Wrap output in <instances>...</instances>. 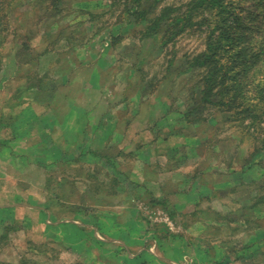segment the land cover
<instances>
[{
  "label": "rangeland",
  "instance_id": "374dc122",
  "mask_svg": "<svg viewBox=\"0 0 264 264\" xmlns=\"http://www.w3.org/2000/svg\"><path fill=\"white\" fill-rule=\"evenodd\" d=\"M125 1L0 0V107L14 106L17 99L25 105L58 104V92L83 91V104L102 114L105 127H119L113 131L119 138L116 149L88 162L86 182L71 181V186L82 181L83 189L87 183L88 194L69 192L67 199L103 206L88 208L89 218L144 220L152 238L165 245L161 264H264V152H258L264 115H259L262 104H255L264 96V56L252 70L257 75L244 78L248 97L232 110L202 104L204 76L201 59L196 61L209 44L222 46L220 59L240 48L257 52L264 45V15L258 7L249 14L251 0H197L195 6L194 0H161L174 8L169 19L180 22L143 38L146 24L129 22L124 10L130 0ZM218 2L233 4L229 10L238 23L232 17L220 28L229 13L217 18ZM179 17L191 22L183 26ZM228 32L236 39L225 40ZM241 32L246 42L240 41ZM231 42L237 44L230 48ZM52 90L56 98L48 99ZM193 104L199 106L192 110ZM141 134L144 148L136 144ZM254 153L259 154L249 161ZM95 185L106 193L95 195ZM4 233L2 264L24 256L40 264H131L118 262L124 253L67 251L60 243L34 242L12 227ZM142 261L133 264H148Z\"/></svg>",
  "mask_w": 264,
  "mask_h": 264
},
{
  "label": "crops",
  "instance_id": "0c3cea01",
  "mask_svg": "<svg viewBox=\"0 0 264 264\" xmlns=\"http://www.w3.org/2000/svg\"><path fill=\"white\" fill-rule=\"evenodd\" d=\"M72 76L75 79L80 74ZM58 93L62 94L58 98L56 90L48 95V99H58V104L31 100L30 105H25L17 99L14 106L0 107V234L12 227L34 242L60 243L67 251L83 249L85 253H96L100 249L104 253H124L117 258L118 262L124 259L133 264L146 258L161 264L165 245L152 238L144 220L136 216L128 222L119 216L89 218L88 208L103 206L66 198L69 192L72 197L75 193L88 194L87 183L83 189L82 181L75 182L76 186H71V181H87L88 162L102 158L107 149H116L119 134L114 135L113 131L120 128H113L112 123L105 127L103 118L100 120L102 114L97 116L98 111L83 104V91L77 96ZM139 138L136 144L146 147V136L141 134ZM93 193L100 196L106 191L95 185Z\"/></svg>",
  "mask_w": 264,
  "mask_h": 264
},
{
  "label": "trees",
  "instance_id": "16d2710c",
  "mask_svg": "<svg viewBox=\"0 0 264 264\" xmlns=\"http://www.w3.org/2000/svg\"><path fill=\"white\" fill-rule=\"evenodd\" d=\"M129 1V0H126ZM125 1V3H126ZM145 0H130V4L125 7V14L126 18L129 19V22L131 20L138 21L143 25L144 28V35H142L143 38L152 37L159 32H162L163 30L167 29H173L174 26L170 27V25H176L180 21L174 20V18L169 19V14L171 11L174 10L172 6L169 5H162L161 0H153V3L150 4L148 7H143L142 2ZM204 0H199V2H202ZM127 2V3H129ZM155 3V4H154ZM197 5V0H194V6ZM218 6V8H213L215 16L218 18L220 15L224 13H229L227 18H224L222 20V25L220 28L224 29L225 25L227 24L229 18L234 17L233 14L230 13L231 7L233 6L232 3L226 4V6L223 7L222 3H216L213 6ZM258 7L259 12L264 15V0H251L249 2L248 6V12L249 14H252L253 8ZM160 8L158 13L154 16L153 19H150L148 17L149 13L154 12L155 10ZM197 8L194 7L193 9ZM191 8V10H193ZM128 15V16H127ZM221 15V16H222ZM183 17H179V19L182 20ZM235 23H238L237 20L239 18L234 17ZM188 19H191V15H189ZM186 20L185 18L182 20L183 26H186ZM219 21V20H218ZM217 20L214 22L217 23V25L213 26V29H217L219 27V23ZM255 21V19L253 20ZM244 29V28H243ZM228 31V29L226 28ZM181 31V30H180ZM243 32V31H242ZM239 35V39L241 42H246L245 33H242ZM229 33V32H228ZM222 34L226 35L225 30L222 31ZM230 35H227L224 37L225 40H235L236 36H232V33H229ZM235 44V42L230 43V48H232ZM263 44V43H262ZM209 52L202 53L198 58H196V61H199L200 63V70L203 73V78L200 84V95L202 96V104H210V105H216L219 108H224L227 110H232L233 106L237 103L240 99H246L248 97V94L250 91L246 89L248 87L247 84H245V88L243 86L244 78L249 75L252 70H255L257 68L256 61L260 57L264 56V45L260 47V49L256 52L249 51L250 49L240 48L238 50H235L234 52H231L229 56H226L224 58L220 59V48L222 46L218 43V45H208ZM229 48V49H230ZM229 49H223V51L226 53ZM252 53V54H250ZM223 55V53H222ZM253 73V72H252ZM257 73H253V76H256ZM263 89V87L261 88ZM212 97V99H209ZM201 102V101H200ZM241 104V103H239ZM255 104H262V110L260 111L259 115H264V96H261L258 98V100L255 102ZM199 105L194 106V104L191 106L190 109L195 110ZM206 106V105H205ZM263 134H264V127H263ZM258 152H264V142L261 145L260 149H258ZM259 153H254L249 157V161L253 159L254 156L258 155ZM6 234H2L0 238H5ZM143 263L147 262L148 264H153V261L151 259H144L142 261ZM2 264V263H0ZM16 264H40L37 260L32 259H26V256L22 258V261L16 263Z\"/></svg>",
  "mask_w": 264,
  "mask_h": 264
}]
</instances>
